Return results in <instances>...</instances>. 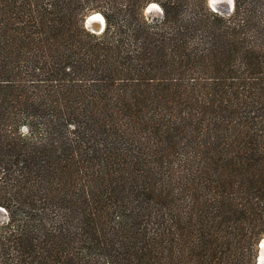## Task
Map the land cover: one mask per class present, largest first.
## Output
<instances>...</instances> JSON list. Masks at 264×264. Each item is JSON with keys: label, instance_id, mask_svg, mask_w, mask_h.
I'll return each instance as SVG.
<instances>
[{"label": "trees", "instance_id": "trees-1", "mask_svg": "<svg viewBox=\"0 0 264 264\" xmlns=\"http://www.w3.org/2000/svg\"><path fill=\"white\" fill-rule=\"evenodd\" d=\"M0 206V264H256L264 0H0Z\"/></svg>", "mask_w": 264, "mask_h": 264}, {"label": "water", "instance_id": "water-1", "mask_svg": "<svg viewBox=\"0 0 264 264\" xmlns=\"http://www.w3.org/2000/svg\"><path fill=\"white\" fill-rule=\"evenodd\" d=\"M207 2L209 3V6L211 7V9L215 12H218L221 14V12H229L232 9H234V0L230 2H220L219 3H215L212 4L210 0H207ZM151 3H149L146 6V12H150L153 11L151 9H149ZM159 9H157L158 11H162L161 7L158 5ZM94 12L88 14L86 16V18L84 19V25L86 28H88L89 30H91L93 33H101L104 28H105V23H101L99 20H91L88 21V19L92 16ZM104 17V16H103ZM105 20V18H104ZM0 211H6L2 206H0ZM264 260V236L261 237L259 239V241L257 242V253H256V264H263Z\"/></svg>", "mask_w": 264, "mask_h": 264}, {"label": "rangeland", "instance_id": "rangeland-1", "mask_svg": "<svg viewBox=\"0 0 264 264\" xmlns=\"http://www.w3.org/2000/svg\"><path fill=\"white\" fill-rule=\"evenodd\" d=\"M151 3V2H150ZM157 3V2H155ZM158 4V3H157ZM148 5V4H147ZM159 5V4H158ZM209 5V3H208ZM160 6V5H159ZM157 9H159L157 6H156ZM211 8V7H210ZM162 9V8H161ZM233 11V9L229 12H221V14H224V15H229L231 12ZM99 13V12H98ZM144 15L148 18V19H154L156 17H160L162 15V11H158V10H153V11H150V12H146V7L144 8ZM85 26V25H84ZM88 29V28H87ZM89 30V29H88ZM91 31V30H89ZM92 32V31H91ZM25 131V129H23ZM8 218V215H7V211H0V221H6Z\"/></svg>", "mask_w": 264, "mask_h": 264}, {"label": "bare ground", "instance_id": "bare-ground-1", "mask_svg": "<svg viewBox=\"0 0 264 264\" xmlns=\"http://www.w3.org/2000/svg\"><path fill=\"white\" fill-rule=\"evenodd\" d=\"M210 1H211L212 4L219 3V5H220V2H230V4H231L232 0H210ZM156 6L158 7L157 3L151 2L150 6H149V9H151V10H155L156 9L157 10ZM96 19L99 20L103 24L105 23L103 15L101 13H98V12H94L92 14V16L88 19V21L96 20ZM262 262L264 264V260Z\"/></svg>", "mask_w": 264, "mask_h": 264}]
</instances>
